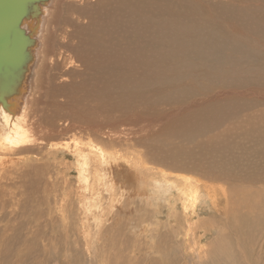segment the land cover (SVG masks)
Masks as SVG:
<instances>
[{
  "label": "rangeland",
  "instance_id": "obj_1",
  "mask_svg": "<svg viewBox=\"0 0 264 264\" xmlns=\"http://www.w3.org/2000/svg\"><path fill=\"white\" fill-rule=\"evenodd\" d=\"M115 1L113 0V2ZM190 1L201 6H207L210 10L211 7L219 4L215 2L222 0ZM226 1L223 0L222 2ZM229 1L232 3L231 1L233 0ZM240 2L239 4H244ZM254 2L260 4L255 0ZM143 4L137 10L139 17H142L141 23H144V26L147 25V27L154 24L153 27L158 28L159 24L167 23L168 21L175 22L178 17L187 16V13L184 12L177 17L178 13L175 19H171V12L172 14L174 13L172 10L167 12L165 9L164 12L155 9V6L164 4V0H151L147 3V6ZM234 4H238V2ZM261 6L264 7V4ZM242 8L244 9V7ZM145 10L147 11L144 12ZM190 10L192 9L187 11ZM251 11L252 13H257L254 10ZM251 11L248 10V12ZM203 12L206 13L204 10ZM211 12L214 14L213 19L215 18L214 20L211 19V21L218 22L215 24L208 23L209 28H217L216 31L221 33L226 32L230 39H234L235 43L237 42L241 46L250 48L251 51L256 50L258 52L254 58L246 57L249 61L251 60V64H248L246 70L238 69L237 72L239 74L243 73V75H238L237 72H230L228 73L229 76L227 74L225 76L221 72L210 74V71L206 70L201 72L203 76L201 74L187 73L182 80V83L185 84L182 85L180 83L181 85H178L182 97L170 96L169 92L171 91L165 86L159 89L160 91H165L166 94L163 93L157 96L155 89L148 86L142 88L143 91L135 95L134 99V93L121 94L116 91H111L101 98L96 87H102L103 82L107 83L110 81V85H112L114 82L117 84L121 80L126 81L131 77L124 74L126 70H120L117 74L114 72L106 79L98 78L99 76L96 77L99 73L93 69H88L90 72L93 70V74L89 72V76L86 75V79L81 71H75V75H72L74 80L70 79L66 81L67 83L72 81L77 84L83 80L84 82L86 80L90 81L87 82L89 85L86 82L87 85H80L83 89L79 87V90L77 87L72 89L71 92L69 90L71 85L64 84V80L60 81L59 71H57L60 67H56L48 77H45L46 71L44 69L41 73L39 89L42 88V91L40 90L41 98L38 106H45L44 113L46 114L44 115L46 118H50V114L53 117L64 114L70 118L73 117L72 120L81 119L80 121H85L84 123L86 124L88 122L91 125L105 128V131L115 133L117 131L118 135L115 134V142L117 143V148L123 151L124 155L128 154L130 156L141 152L143 160L145 159L153 162L154 165L162 166L172 176L187 174L194 177L199 180L198 183L201 186H206L211 193H214V199L210 201L209 197L206 198V195L204 196L203 194L200 204L197 203L196 209L194 208L195 212L191 209L188 213L190 219L182 222V226H185L182 228L181 225L179 226L183 218L180 214L182 208H180L179 202H177L179 206H176L178 212L172 207L176 211L173 214L167 206L161 205L160 207L162 200L156 202L158 204L157 209L155 206L153 207L155 204L148 203L147 192L150 191L149 187L146 189L147 192L145 191L147 198L140 197L138 193L128 192L125 189L127 193L123 197V205L121 204L120 210L114 209V216L108 218L105 223L103 222L102 229L104 232L94 242L86 236V233H82L80 230L82 222L88 229L94 226L88 225V218L79 209L82 203L79 201L78 196L75 195L78 184L76 180L77 172L70 156L62 158L63 154L61 153L54 155L46 146L36 150V154L35 152L17 155L4 153V160L0 164V167L2 166L3 168L0 172V179L2 178L0 180V264H264V99L261 97L264 96L262 94L264 93V88H262L264 81L256 78L254 74V71H257L258 64L264 62V48L260 46L256 39L242 38L236 35L232 30V26L230 27V24H228L231 22L228 12H224L223 15L225 17L222 15L221 20L219 19V13L212 9ZM144 13L150 16L146 18L147 14L144 16ZM156 15L158 16L155 18ZM216 17H218L217 20ZM152 18L154 20L157 19L155 23L159 22L158 24L156 23L157 26H155ZM160 21L162 22L160 23ZM64 22L66 28L68 27L67 30L73 34L74 27L70 25L67 19ZM81 28L85 32L83 26L79 29ZM79 29L77 31L79 35L78 33H76L77 35L75 34L77 38L80 35L83 37L84 34L83 30H81L82 33ZM135 38L134 36L122 41L132 43L135 42ZM63 40L65 41V39L60 38V41ZM259 40L263 41V39ZM179 42L180 40L177 41L178 44ZM195 43L197 44V42H194L190 46L196 51L198 48L199 51V47L203 43L198 42L197 45ZM216 51L220 50L216 47ZM203 58L206 60L207 56L205 58L204 55H196L192 60L197 63L202 61ZM212 64L214 63L212 62ZM118 74L121 77L116 78ZM90 75L91 77L95 75L94 78L96 80L93 78L88 79ZM82 77L84 78L83 80H81ZM76 81L78 82L76 83ZM42 85H45L47 90ZM84 85L86 86L84 87ZM227 88L244 92L241 95L239 93L238 95H231L234 100L248 101V106L233 104L240 110V113L235 117H229L220 123L210 124L205 130L190 133L186 137L179 135L155 137V133H152V131L148 135L145 134L146 131H139L138 128H135L137 123L142 126L152 122H148L149 118H158L159 115H164L168 111L167 109L171 110L174 107L178 108L187 105L195 98L210 99L216 94V91L227 90ZM74 90L79 92L78 94L80 95L77 93L74 95ZM246 92L247 94H245ZM70 94H72V97ZM154 96L157 100L153 98ZM51 98L56 100L57 104L66 103L62 108L64 110L53 108L56 105L51 104ZM91 99L92 101H90ZM223 99L221 98L218 101ZM140 118L144 119L141 120ZM68 120L70 121V119ZM129 126L136 129L137 132L130 133ZM120 129L121 131L119 132ZM122 132L127 134L124 135ZM67 136L69 137L70 135H61L57 139H67ZM96 136L99 135L96 134ZM104 141L102 140V142ZM28 151L30 150H26V153ZM10 156L12 157L10 158ZM15 161L16 163H14ZM12 167L13 170L11 169ZM21 171H25L26 174ZM128 171L129 168L127 171L122 168L124 175ZM132 178L134 179V176ZM121 179L126 180L127 183L125 184H134V189L143 187V183L139 181L134 183V180L131 182L129 178ZM114 186H120V182L117 180ZM173 194L176 195V192L174 191ZM235 195L238 197L233 199ZM248 208L254 209V212ZM102 209L104 211L103 214L100 212ZM62 210L65 212V219L60 213ZM231 210L235 211L233 212L234 214L231 213ZM91 211L99 212V215L102 214L103 219L107 215L102 203H94L91 206ZM154 222L156 224H153ZM149 223L150 228H144ZM171 223L172 225L175 224V228H177L175 233ZM190 224L192 231L190 230L191 228L187 227ZM154 225H156L157 229ZM149 229L155 231L157 235L153 236L155 232L151 234ZM95 247L97 248L95 249ZM197 250L201 251L200 256H197Z\"/></svg>",
  "mask_w": 264,
  "mask_h": 264
},
{
  "label": "bare ground",
  "instance_id": "obj_2",
  "mask_svg": "<svg viewBox=\"0 0 264 264\" xmlns=\"http://www.w3.org/2000/svg\"><path fill=\"white\" fill-rule=\"evenodd\" d=\"M150 1L151 0H116L115 2H113V0H47V2L41 7V14L38 21H29L23 26L27 32H31L32 27L36 23V29L32 34L35 39V44L32 48L33 61L29 65L25 81L22 88H20V93L11 99L9 98L7 100V106L4 107L0 103V164L3 162L2 160H4V153L15 155L32 154L36 150L44 148L45 146L48 147L54 155L61 153L63 154L62 158L70 156L73 159L72 163L77 172L76 180L78 184L75 195L78 196L79 201L82 203L79 209L81 213L88 218V225L94 226L93 228L91 227L88 229L84 222H82L83 224L81 225L80 230L82 233H86V236L94 242H96L99 237H101L102 232H104L102 229L103 222L105 223L108 218L114 216V209L118 210L121 207V204L123 205V197L125 193H127V190L128 192L133 191V193H138L140 197L144 198H147L148 194V203L155 204L153 207L155 206L156 209L158 207L156 202L162 200L160 207L161 205L164 207L167 206L173 214L176 213V211L178 212L176 206H179L177 204V202H179L181 205L180 208H182L180 214L183 217L179 226H182V222L190 219L188 213L191 209L195 212L196 205L200 202L203 194L204 196L206 195V198L209 197L211 201L214 199V193H211L210 189L206 186H201L198 183L199 180L194 177L188 176L187 174H176L172 176L169 174L170 172L162 166L154 165L153 162L146 161L145 159L143 160L140 154L141 152H137L138 154L136 153L135 155L133 154L130 156L128 154L124 155L123 151L117 148V143L115 142V134H117V131L116 133L105 131V128L91 125L88 122L87 125L84 123L85 121H80V118H78L80 120H72V116V118H70L64 114H59L57 117H53L52 114H50L52 118H46L44 115L46 114L44 113L45 106H38L41 98L40 90L42 91V88L39 89V81L43 69L46 71L45 77H48L53 69L55 70L56 67H60V69L57 70L59 71L60 81L62 82L64 80V84L68 86L71 85V88L69 89L71 92L72 89L79 88L80 85L86 84L90 81L86 80L85 83L83 80L84 75L85 79L86 75L89 76L88 73L90 70L88 69L98 71L97 73H99V75L96 74V77L99 76L98 78L101 77L103 79L110 77L114 72L117 74L120 70H126L124 74L131 76L126 81L121 80L119 83L115 84L114 82L112 85H110V81L107 83L103 82V84L101 83L102 87H96L101 98L105 97L111 91H116L121 94L134 93V99L135 95H138L143 91L142 88L148 86L155 89L157 96L163 93L166 94L165 91H160L159 89L162 86H165L170 89V96L180 97L181 92L179 91L178 85L182 83V80L186 77L187 73L201 74L203 70H206L210 71V74H218L221 72L226 76V74L228 75L230 72H237L238 69L246 70L248 64H251V60L249 61L246 57L254 58V56L258 54L256 50L251 51L250 48L241 46L237 42L235 43L234 39H230L226 32L221 33L220 31H216L217 28H214L215 30L209 28L208 23L211 22L215 24L218 22L211 21L214 15L211 12V9L220 14V20L224 12H228L229 20H231L228 24H230V27L232 26L233 32L242 38L256 39L260 46L264 48V7L261 6L264 4V0H255L261 5L256 4L254 0H233L234 2L231 1L232 3H230V1L228 2V0L226 2H222L223 0L219 2L214 1L219 4L211 7L210 10L207 6L192 3L190 0H164V4L155 6V9L159 11H164L166 9L167 12L169 10H172L174 13L176 12V14H172L171 12V16L169 15L171 19H175L178 13L177 17L179 15L181 16V13L184 12L187 13V16H183V18L181 17L182 20L178 17L179 20L177 19L175 22H164L163 24L165 26L159 24L160 26L158 28L153 27L154 24L150 27H147V25L144 26V23H141L142 17H139L137 9L141 7L142 3H144V6H147V3ZM235 2H238V4H234ZM239 2L244 4L241 5ZM242 7H244V9L247 8L250 11L254 10L257 13H252V11L248 12L247 9L244 10ZM189 9L192 10L187 11ZM202 9L206 11V13H204ZM146 11L147 10L144 12ZM146 14L144 13V16ZM149 16L150 15L147 14L145 17L148 18ZM157 16L158 15H156L155 18ZM158 18L160 19V17ZM217 18L218 17H216V20ZM65 19H67L70 25L74 27L73 34L67 30L68 27L66 28L65 26ZM152 20L154 23L157 21V19L154 20V18H152ZM161 22L162 21H160V23ZM156 23L158 24L159 22ZM156 23L155 26H157ZM81 26H83L85 32L88 31L86 34L82 28L79 29ZM76 28H78L79 31L83 30V37L82 35L78 38L75 36V34L78 33V29L76 30ZM134 36L136 37L135 42L130 43L129 41H122ZM232 37L237 38L236 36ZM60 38L65 39V41H60ZM259 39H263V41H260ZM178 40H180L179 44L177 43ZM194 42H197V44L198 42L203 43L199 47V51L198 48L197 51L194 50V48H191L190 45ZM216 47L220 51L217 52ZM222 50L223 52H221ZM196 55H204L205 58L207 56V59L205 60L203 58L202 61L195 63L192 58ZM208 55H211L212 57ZM212 62L214 64H212ZM93 70H91L92 74ZM75 71H81L83 74L81 80L83 81L80 83H77L78 81H76L77 84L72 81L67 83L66 81L73 79L72 75ZM241 74L243 75V73ZM241 74L238 73V75ZM254 74L256 78L264 81V62L258 64L257 71H254ZM94 76L95 75L91 77L90 75L88 79H95ZM119 77H121L120 74L116 76V78ZM95 80L94 82H96ZM184 84L182 83V85ZM86 85H84V87ZM42 87H45V85H42ZM46 88L47 87H45V89ZM80 88H82V86ZM262 88H264V85ZM242 92L243 91L231 88H227V90H218L210 99L201 97L195 98L187 103V105L178 108L174 107L171 110L167 109L168 111L164 115H159L158 118L153 115L156 118H149L148 122L152 121L150 123L145 122L146 124L140 126L136 122L137 124L134 125L139 131H146V133L144 132L145 134L149 135L150 131H152V133H155V137H162L163 135L166 137H169L170 135L186 137L190 133L205 130L210 124L220 123L229 117L232 118L238 115L240 110L233 106V104L237 103L248 106V101H236L231 95H238V93L241 95ZM73 93L75 95L79 92L74 90ZM245 94H247V92ZM71 95L72 94H70V96ZM261 97L264 99V96ZM52 98L51 104L53 103L56 105V107L53 108L62 109L63 105H66V103L57 104L56 100ZM153 98L156 99L155 96ZM221 98L224 99L218 101ZM239 100L241 99L239 98ZM90 101H92V99ZM68 119H70V121ZM120 131L121 129L119 132ZM129 131L132 134L133 132H137L133 127L130 128ZM96 134L99 136H96ZM123 134L126 135L127 133ZM61 135L70 136H67V139H57L58 136ZM102 140L105 141L102 142ZM26 150L30 151L26 153ZM11 157L12 156H10V158ZM29 159L31 160V158ZM34 160L36 159L34 158ZM14 163H16V161ZM5 166L7 167V165ZM122 168L126 171L129 168V171L124 175L122 173ZM11 169L13 170V167ZM2 170L3 168L1 166L0 172ZM25 171L21 172L25 173ZM132 176H134V179ZM121 178H129L131 182L134 180V183L139 181L143 183V187L134 189V184H125L127 183L126 180H122ZM41 179H39V181H41ZM0 180H2V178ZM117 180L120 182V186L118 187L114 186ZM126 186H128V188H126ZM147 187L150 188L149 192L146 190ZM62 188L64 189V186ZM174 191L176 192V195L173 194ZM151 195H153V197H151ZM237 197L238 196L235 195L233 199H236ZM94 203L104 204L107 214L104 219L102 218L104 212L103 209L100 211L102 212L101 215H99V212L95 213L94 211H91V206L94 205ZM246 205L248 206L247 203ZM98 207L100 206L98 205ZM172 207L175 208L176 211L173 210ZM149 208L151 207L149 206ZM249 210L254 212V209ZM233 212L235 211L231 210L232 214H234ZM60 213L63 217L65 216L63 210L60 211ZM228 213H230V211H228ZM90 219L92 220L90 221ZM178 223L180 222L178 221ZM153 224H156V222ZM191 224L187 227L191 228ZM149 225L150 223L144 226V228H150ZM155 226L156 225H154V227ZM171 227L175 233V230L177 229L175 228V224L172 225L171 223ZM184 227L185 226L183 225L182 228ZM190 230L192 231V228ZM149 231L151 234L155 232L151 229H149ZM153 234V236L157 235L156 232ZM83 235L85 236V234ZM96 248L97 247H95V249ZM196 254L197 256H200L201 251L197 250Z\"/></svg>",
  "mask_w": 264,
  "mask_h": 264
},
{
  "label": "water",
  "instance_id": "obj_3",
  "mask_svg": "<svg viewBox=\"0 0 264 264\" xmlns=\"http://www.w3.org/2000/svg\"><path fill=\"white\" fill-rule=\"evenodd\" d=\"M47 0H0V103L19 95L29 65L33 61L32 34L36 23L27 32L29 21H38L41 7Z\"/></svg>",
  "mask_w": 264,
  "mask_h": 264
}]
</instances>
